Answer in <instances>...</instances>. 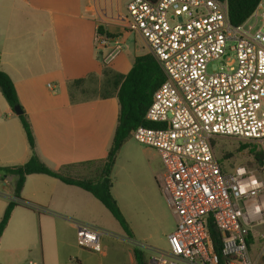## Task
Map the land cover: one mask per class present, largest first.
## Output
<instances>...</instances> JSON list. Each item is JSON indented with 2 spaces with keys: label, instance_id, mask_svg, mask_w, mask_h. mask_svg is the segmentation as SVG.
I'll use <instances>...</instances> for the list:
<instances>
[{
  "label": "crops",
  "instance_id": "crops-1",
  "mask_svg": "<svg viewBox=\"0 0 264 264\" xmlns=\"http://www.w3.org/2000/svg\"><path fill=\"white\" fill-rule=\"evenodd\" d=\"M129 1L0 0V69L15 84L35 143L33 151L19 115L0 91V167L24 165L34 153L66 178H103L119 100L116 94L83 92L90 80L105 89L104 67L126 75L136 57L151 54L145 38L119 22ZM99 18L110 22L111 41L102 56L96 49ZM118 40L122 51L105 65V54ZM81 79L83 84L72 86ZM122 145L111 169V194L133 237L79 186L37 172L26 176L19 201L13 194L16 176L7 175L0 179V218L9 201L19 205L0 238V264H137V247L147 261L151 249H165L176 218L159 186L161 157L132 136ZM77 223L104 232L100 252L78 246ZM250 230L251 256L264 264L253 249L255 226Z\"/></svg>",
  "mask_w": 264,
  "mask_h": 264
},
{
  "label": "built area",
  "instance_id": "built-area-1",
  "mask_svg": "<svg viewBox=\"0 0 264 264\" xmlns=\"http://www.w3.org/2000/svg\"><path fill=\"white\" fill-rule=\"evenodd\" d=\"M255 18L250 27L232 25L227 0H130L119 20L145 38L165 76L144 119L159 126L132 131L159 153V186L176 218L167 247L151 249L148 264H259L248 240L264 224V181L242 169L224 173L213 148L222 136L264 146V10ZM108 24L97 22L101 56L111 41ZM122 49L116 41L103 63ZM218 60L226 68L209 71ZM211 223L221 234L219 253ZM103 233L77 223L78 246L100 252Z\"/></svg>",
  "mask_w": 264,
  "mask_h": 264
},
{
  "label": "trees",
  "instance_id": "trees-1",
  "mask_svg": "<svg viewBox=\"0 0 264 264\" xmlns=\"http://www.w3.org/2000/svg\"><path fill=\"white\" fill-rule=\"evenodd\" d=\"M224 1V0H221ZM262 0H227L229 21L232 25L237 26L246 23L255 14ZM103 34V29L97 30V35ZM111 39V35L108 34ZM105 77V91L104 96L116 94L119 105V119L115 130L112 146L109 150L106 164L103 171V178L99 181L89 180H73L66 178L61 174L49 169L41 160L33 153L31 159L24 165L14 167H0V179L7 175L16 176L14 186V197L21 200V191L25 182V178L29 174L42 173L49 176L59 178L63 182L71 185L79 186L95 196L113 215L117 220L123 231L129 236L133 237V233L126 222L121 210L119 209L114 196L111 194V172L115 164L116 156L123 146L122 144L132 136V131L138 126L158 127L157 123L147 122L145 119L146 112L152 103L153 94L158 87L164 82L165 76L160 69V65L155 60L152 54H146L136 57L134 65L126 75L114 73L109 68L104 67ZM85 82L84 79L72 82V86H79ZM0 91L3 93L5 99L9 103L11 109L20 106L19 98L16 92L15 84L11 77L0 69ZM22 112L18 117L20 118L23 128L28 137V143L34 151L35 143L30 123ZM214 141V140H213ZM248 145L241 147L244 150ZM264 158L261 153L259 160ZM19 202L9 201L2 218H0V238L3 235L5 228L11 218L12 212ZM210 234L215 245V251L219 253L221 248V234L216 229L214 224H210ZM249 237L248 243L250 244ZM137 264H148L144 252L140 249H135Z\"/></svg>",
  "mask_w": 264,
  "mask_h": 264
},
{
  "label": "rangeland",
  "instance_id": "rangeland-1",
  "mask_svg": "<svg viewBox=\"0 0 264 264\" xmlns=\"http://www.w3.org/2000/svg\"><path fill=\"white\" fill-rule=\"evenodd\" d=\"M264 10V0H262V6L258 9V13ZM257 13V12H256ZM247 21V27H250L255 23V15ZM226 61H214L209 65V71L221 70L226 68ZM104 89L99 87L94 80H90L86 84L85 92L83 96H91L104 93ZM213 148L216 158L219 160L224 173L231 174L238 169H242L248 173L253 174L259 179L264 181V158L258 159L260 154H264V146L256 142L242 141L234 137H216L213 141ZM243 145H248L244 150L241 149ZM257 231V243L253 249L256 250V254L260 260L264 263V238L261 236L264 234V224L255 226ZM166 247V246H164ZM163 247V248H164ZM252 249V250H253Z\"/></svg>",
  "mask_w": 264,
  "mask_h": 264
},
{
  "label": "water",
  "instance_id": "water-1",
  "mask_svg": "<svg viewBox=\"0 0 264 264\" xmlns=\"http://www.w3.org/2000/svg\"><path fill=\"white\" fill-rule=\"evenodd\" d=\"M14 111H15V113L17 115H21L22 112H23V110H22V108L20 106H16L15 109H14Z\"/></svg>",
  "mask_w": 264,
  "mask_h": 264
}]
</instances>
